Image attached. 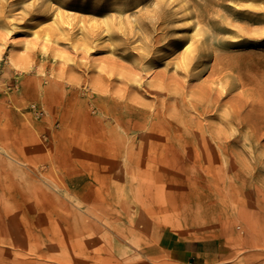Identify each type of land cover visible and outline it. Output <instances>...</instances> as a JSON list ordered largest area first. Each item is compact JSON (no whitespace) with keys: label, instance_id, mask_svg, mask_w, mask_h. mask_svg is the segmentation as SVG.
I'll return each instance as SVG.
<instances>
[{"label":"rangeland","instance_id":"obj_1","mask_svg":"<svg viewBox=\"0 0 264 264\" xmlns=\"http://www.w3.org/2000/svg\"><path fill=\"white\" fill-rule=\"evenodd\" d=\"M263 39L264 0H0V264H264Z\"/></svg>","mask_w":264,"mask_h":264},{"label":"crops","instance_id":"obj_2","mask_svg":"<svg viewBox=\"0 0 264 264\" xmlns=\"http://www.w3.org/2000/svg\"><path fill=\"white\" fill-rule=\"evenodd\" d=\"M158 246L180 263L217 264L226 257V243L218 236L191 237L165 230Z\"/></svg>","mask_w":264,"mask_h":264},{"label":"bare ground","instance_id":"obj_3","mask_svg":"<svg viewBox=\"0 0 264 264\" xmlns=\"http://www.w3.org/2000/svg\"><path fill=\"white\" fill-rule=\"evenodd\" d=\"M264 40V39H263ZM0 57H1V51H0ZM9 60H10V62L11 63H13V64H15V62H16V55H14V54H10V56H9ZM206 89H207V87H206ZM217 96V95H216ZM215 97V96H214ZM237 107V106H236ZM240 108V107H239ZM256 129H254V131H255ZM259 131V130H258ZM205 162V161H204ZM228 166V165H227Z\"/></svg>","mask_w":264,"mask_h":264}]
</instances>
